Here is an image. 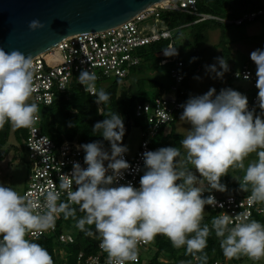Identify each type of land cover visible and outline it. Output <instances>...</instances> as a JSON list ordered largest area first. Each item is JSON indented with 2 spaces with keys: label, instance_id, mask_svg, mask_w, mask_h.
Wrapping results in <instances>:
<instances>
[{
  "label": "clouds",
  "instance_id": "clouds-1",
  "mask_svg": "<svg viewBox=\"0 0 264 264\" xmlns=\"http://www.w3.org/2000/svg\"><path fill=\"white\" fill-rule=\"evenodd\" d=\"M44 27L39 19L28 24L31 31ZM162 50L165 57L178 55L176 46ZM215 59L217 63L206 65V71L223 80L230 70L228 61ZM250 59L256 65V107L260 114L249 109L246 95L232 88H223L218 94L210 88L191 96L180 105V120L190 125L180 142L184 152L171 146L143 152V169H135L143 171L139 187L119 183L132 166L125 159L129 149L123 145V118L116 112H109L92 129L110 143V151L101 141L79 145L87 167L74 163L71 175L59 177V190L50 188L44 193L43 203L0 184V264H54L48 250L27 237L54 230L61 214L65 220H76V227L86 235L97 236L108 264H136L138 245L152 243L158 235L168 238L176 249L185 247L186 254L207 264L204 250L211 230L220 239L227 260L264 258V223L250 219L251 213L233 216L223 212L213 217L211 229L207 224L202 226L205 206H217L213 195L204 197L203 193L227 191L221 178L230 168L244 170L237 181L240 191H250L248 206L264 204V50L252 51ZM34 74L31 55L0 47V129L6 123L16 129L37 123L40 109L30 102L36 91ZM236 76L241 73L237 71ZM243 79H250V73ZM78 80L85 92L96 97L98 105L109 102L110 94L97 89L94 72L82 70ZM253 153L256 159L245 167L244 161ZM62 193H66V201L61 200ZM72 205H78L84 215L77 219ZM86 226H94L95 232Z\"/></svg>",
  "mask_w": 264,
  "mask_h": 264
},
{
  "label": "built area",
  "instance_id": "built-area-1",
  "mask_svg": "<svg viewBox=\"0 0 264 264\" xmlns=\"http://www.w3.org/2000/svg\"><path fill=\"white\" fill-rule=\"evenodd\" d=\"M163 10L185 12L196 16L193 22L209 19L226 25H241L245 21L264 16V8H260L243 13L237 18L221 17L198 12L195 0H167L165 4L146 9L113 27L101 31L73 34L33 57L36 91L30 102L42 106L49 105L58 93L66 90L74 82L85 91L78 80L82 70L94 72L97 76L96 81L124 78L128 75L131 67L140 63V51L143 47L164 40L167 41L164 48L174 46L173 30L168 29L159 17ZM155 56L159 58L158 65H163L165 59L169 62L167 73L170 82L163 93L153 96L149 100L137 102L134 106L135 116L143 117L147 127L140 128L141 139L135 152L131 156L125 154V159L132 168L125 173L124 179L119 181L121 184L131 182L134 186L139 187V179L143 171L137 172L135 169L137 166L143 169L142 153L160 148L159 145L153 143V138L166 123L174 119L175 114L183 110L180 105L183 104L185 96L184 62L177 55L165 57L162 49L157 50ZM237 71L241 73L239 78L236 76ZM246 73H250V79L246 80L251 87L248 100L249 109L257 110L259 108L256 107L258 93V89L255 87L256 72L243 64L234 70L231 76L244 80L243 75ZM37 123L31 128H25L23 144L27 152L28 181L22 195L38 199L43 203L44 193L50 188L59 190V177L71 175L74 163L78 162L84 168L87 165L84 164L85 153L78 147L83 143L75 139L55 141L42 133ZM74 189L75 185H73ZM208 195H213L217 201L215 208L207 206L214 217L223 212L233 216L239 212H248L251 213L250 219L264 223V204H255L251 207L247 204L246 197L250 195V191L245 193L237 188L234 193L222 195L214 190L211 192L206 190L203 196L207 197ZM61 200H67L66 193H62ZM59 222L60 218H57L55 229L40 236H53L58 243H72L74 241L73 234L59 228ZM38 237L30 234L27 238L34 241ZM99 244L100 241L95 254L85 255L82 251L78 252L76 262L80 264H108L107 253L99 247ZM148 246L150 243L138 245L136 264L143 262L139 256V249ZM246 258L247 256H242L238 261H234L223 257V259L212 260L209 264H248L243 260ZM252 262L264 264V258ZM192 264H200V262L192 257Z\"/></svg>",
  "mask_w": 264,
  "mask_h": 264
},
{
  "label": "trees",
  "instance_id": "trees-1",
  "mask_svg": "<svg viewBox=\"0 0 264 264\" xmlns=\"http://www.w3.org/2000/svg\"><path fill=\"white\" fill-rule=\"evenodd\" d=\"M195 2L197 11L200 13L228 18H237L243 13L264 8V0H195ZM159 17L168 29L173 30V36L179 35L183 28H190V37L194 44L198 42L202 43L209 29L226 25L209 19L193 22L196 16L179 11L163 10L160 12ZM166 44L167 41L164 40L143 47L140 51V62L142 60L152 59L155 60L157 66H162L158 65L159 58L155 56V52L163 49ZM177 57L184 62L183 69H185V59L180 58L178 55ZM191 57H193L192 53ZM128 78L129 73L124 78H108L96 81L98 90L103 88L110 94V100L106 105H98L95 102V96L83 91L79 84L72 83L66 90L58 93L51 104L43 106L40 110L38 113L40 131L55 141L75 139L83 144L101 141L104 146H108L110 143L104 141L102 136L99 133H94L92 129L96 122L107 118L109 112H116L121 115L126 129L125 133L132 126L145 129L147 127L145 119L135 116V104L140 101L149 100L153 96L163 93L167 88L157 86L155 81L147 80L146 86L148 88H154L156 91L154 95L149 97L147 90L144 88V80L132 79L127 87H119V84ZM102 82H105L104 86H102ZM9 127L10 123H6L0 129V148L7 140ZM25 130V128L17 129L23 138L25 137ZM153 143H155L154 140ZM3 158L4 153L0 152V160ZM232 186H235L234 189H240L238 182L233 183ZM72 206L77 209V219L84 215V213L79 211L78 205ZM213 217L214 215L212 213L204 216L202 226L203 224H207L211 229L210 220ZM59 218V228L64 227L65 230L70 231L72 234V231L75 232L72 243H58L54 240L53 236H40L33 241L41 244L48 250L54 260V264H80L76 262L78 252L82 251L85 255H91L97 252V246L100 240L96 235L88 236L80 231L76 227V220L72 218L65 220L62 214ZM86 227H91V230L95 232L94 226ZM150 245L154 246L155 251L147 261L141 264H192L193 256L186 254V248H174L169 239L163 235L156 236ZM204 252L208 256L207 264L212 260L223 259L224 257L222 249L220 248V239L216 237L214 230L210 231L207 247ZM160 256L168 261L163 262ZM239 259L233 260L238 261Z\"/></svg>",
  "mask_w": 264,
  "mask_h": 264
},
{
  "label": "rangeland",
  "instance_id": "rangeland-1",
  "mask_svg": "<svg viewBox=\"0 0 264 264\" xmlns=\"http://www.w3.org/2000/svg\"><path fill=\"white\" fill-rule=\"evenodd\" d=\"M173 41L177 47L178 56L186 61L184 73L185 103L191 96L202 95L210 88H215L217 94L223 88H232L246 95L248 100L251 94V87L248 81L235 79L231 73L241 64H248L249 68L256 72V65L250 59V53L256 49L264 50V16H258L250 21H245L241 25H222L207 31L206 37L202 43H192L190 37V28H183L179 35L173 36ZM191 53L193 57H191ZM197 58L193 60L192 58ZM216 57H224L229 64L230 70L225 73L223 80L213 78L214 74L206 71V65L216 64ZM166 60V59H165ZM164 60L162 66H157L155 60H142L138 65H135L129 70V78L122 81L119 87H127L132 79L144 80V88L147 90L149 97L155 94L154 88L146 86L147 80L155 81L157 86L167 88L170 78L167 73L169 62ZM219 70V66L217 64ZM201 79L197 80L195 77ZM105 82H102V86ZM39 109L43 108L38 105ZM40 112V111H39ZM183 110L175 114L174 119L166 123L159 133L153 138L159 147H178L183 153L181 140L187 135L190 125L185 121L180 120ZM256 114H260V109L256 110ZM39 125V122L37 123ZM141 139V129L132 126L126 133L123 140V145H126L129 151L127 155H132ZM110 151V145L104 146ZM0 152L4 153V158L0 160V184L13 187L18 193L22 192L27 184V152L23 144V137L20 132L10 124L8 137L5 144L0 148ZM255 153L251 154L245 161V167L248 163L255 160ZM192 168L191 165L188 166ZM195 172V170L193 169ZM199 176L198 173H196ZM244 175V170L229 169V173L221 178L227 191L219 192L218 194L226 195L235 192L233 183L241 180ZM235 178V179H234ZM239 183V182H238ZM211 211L205 206L204 216H208ZM212 219L210 220V222ZM65 230V228H62ZM73 234L75 233L72 231ZM155 248L150 245L146 248L139 249L140 259L145 262L154 253ZM163 262L168 260L161 257ZM163 258V259H162ZM248 264H261L260 262H252L248 257L243 259Z\"/></svg>",
  "mask_w": 264,
  "mask_h": 264
},
{
  "label": "water",
  "instance_id": "water-1",
  "mask_svg": "<svg viewBox=\"0 0 264 264\" xmlns=\"http://www.w3.org/2000/svg\"><path fill=\"white\" fill-rule=\"evenodd\" d=\"M161 0H0V47L32 57L77 33L101 31ZM39 19L43 29L28 24Z\"/></svg>",
  "mask_w": 264,
  "mask_h": 264
},
{
  "label": "bare ground",
  "instance_id": "bare-ground-1",
  "mask_svg": "<svg viewBox=\"0 0 264 264\" xmlns=\"http://www.w3.org/2000/svg\"><path fill=\"white\" fill-rule=\"evenodd\" d=\"M166 2H167V0H161V1L157 2L156 4H154L153 7L157 6L159 4H165Z\"/></svg>",
  "mask_w": 264,
  "mask_h": 264
},
{
  "label": "crops",
  "instance_id": "crops-1",
  "mask_svg": "<svg viewBox=\"0 0 264 264\" xmlns=\"http://www.w3.org/2000/svg\"><path fill=\"white\" fill-rule=\"evenodd\" d=\"M244 64L248 66V64H246V63H244ZM241 65H243V64H241ZM241 65H239V66H241ZM239 66H238V67H239ZM238 67H237V68H238ZM248 67H249V66H248ZM237 68H236V69H237Z\"/></svg>",
  "mask_w": 264,
  "mask_h": 264
}]
</instances>
